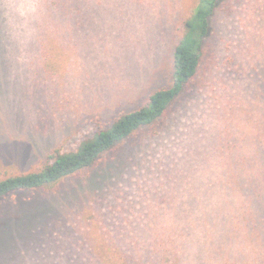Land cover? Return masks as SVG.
<instances>
[{
    "label": "rangeland",
    "instance_id": "rangeland-1",
    "mask_svg": "<svg viewBox=\"0 0 264 264\" xmlns=\"http://www.w3.org/2000/svg\"><path fill=\"white\" fill-rule=\"evenodd\" d=\"M53 1L0 0V180L40 169L169 87L199 2L77 0L62 15ZM207 43L165 118L89 171L0 201V264H126L155 238L184 241L171 247L186 245V264H210L202 241L223 246L219 264L264 262L260 241L239 240L250 209L264 212L240 184L244 165L264 181V0L221 3Z\"/></svg>",
    "mask_w": 264,
    "mask_h": 264
},
{
    "label": "trees",
    "instance_id": "trees-1",
    "mask_svg": "<svg viewBox=\"0 0 264 264\" xmlns=\"http://www.w3.org/2000/svg\"><path fill=\"white\" fill-rule=\"evenodd\" d=\"M225 1L199 0L192 14L184 20L183 34L174 51L173 81L169 87L154 91L141 107L121 114L109 127H100L92 136L83 139L76 149L70 151L55 149L50 153L47 163L40 169L1 179L0 201L16 193L52 187L79 172L89 171L103 156L125 143L141 129L152 126L165 118L171 105L199 73L206 52L210 49L207 42L212 31V19L219 5ZM77 3H79L77 0H54L50 5L56 8L59 14L67 15V6ZM73 10L75 13L78 12L76 6H73ZM236 165L235 159L232 160L230 169L233 170L234 175L238 172ZM254 168L253 165L243 166V171H247L248 174L247 177L240 180V184L250 197V206L251 204L255 208L259 206L260 210V205L264 203V199L260 198L264 195V181H261L258 175L252 174L256 171ZM250 212L247 213L248 218L245 221L246 226L249 227L248 233L240 235L239 240L246 238L247 241H260L259 246L262 247L264 245V212L259 214L258 218L255 216L254 210L250 209ZM185 225H189L187 219ZM230 237L233 238V235L224 238L230 240ZM160 239H153L150 241L151 245L146 242L137 245L139 252H130V255H127L126 264H186L187 261L184 260L186 245H182L179 250L176 249L178 252L171 247L174 243L184 244V241ZM227 240L217 239L215 241ZM207 242L202 241L205 252L215 250L213 254L207 256L211 259L210 264H219L222 252H219V255L217 253L223 250V246L214 245L213 241ZM208 244L211 245L210 248L207 247ZM118 248L121 249V247ZM110 260L121 264L123 258L113 259L110 257ZM104 262L108 263L106 259ZM199 263L195 261L193 264ZM259 264H264V262Z\"/></svg>",
    "mask_w": 264,
    "mask_h": 264
}]
</instances>
